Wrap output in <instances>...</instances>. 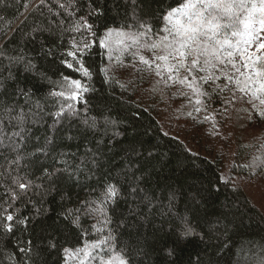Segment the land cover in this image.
Listing matches in <instances>:
<instances>
[{"label":"trees","instance_id":"16d2710c","mask_svg":"<svg viewBox=\"0 0 264 264\" xmlns=\"http://www.w3.org/2000/svg\"><path fill=\"white\" fill-rule=\"evenodd\" d=\"M25 2L6 0L5 5H0V17L4 18L0 20V35L23 20L20 13ZM37 2L31 0L29 9ZM177 2L142 0L143 19L152 28L146 39H158L163 27L162 12ZM80 4L86 11L88 0H80ZM93 6L104 12L98 19L93 16L90 20L98 26V31L102 32L104 25L113 27L133 22L132 5L126 0H94ZM27 29L25 25L24 30ZM75 35L79 40V34ZM16 36L38 69L27 73L20 67L14 68L16 80L32 91L33 102L39 100L45 112L55 110L52 104L57 98L49 93L60 90L61 74L82 79L89 87L83 94L87 103L78 105V116L70 123L65 121L63 132L54 137L53 155L59 152L83 155L87 147H95L102 138L106 157L103 167L94 175L60 179L57 191L45 198L41 215H35L31 203L19 202L20 214L30 216L31 221L26 230L14 224L11 234L0 228V264H33V261L65 264L63 248L79 245L82 231H89L88 238L94 239L90 232L94 221L85 217L81 220L82 227L76 228L63 220L60 213L90 198L93 189L98 193L109 177L115 183L126 157L138 162L136 175L142 176L138 189L143 192L132 193L133 185L119 177L121 192L112 206L115 214L111 227L119 243L130 250L131 264H264V167L250 166L254 158L264 160V119L245 105L247 97L234 105L212 101L210 109H215L214 114L221 121L217 126L205 120L204 113H195L186 98L177 94L180 85L166 86L159 77L152 78L147 67L131 53H114L110 60L105 49H91L83 58L91 72L89 80L60 62L67 58L63 56L69 48L67 33L54 32L48 38L51 56L39 51L38 45H24L19 32ZM117 55L119 59L115 58ZM12 90L9 86L0 100L10 96ZM237 96L241 94L237 92ZM190 111L192 116L188 115ZM93 116L107 117L115 124L103 136L93 134L83 124L84 119ZM51 123L52 118L45 116L43 122L32 127L27 151L39 146L37 137L42 144L45 135H51L48 129ZM219 127L224 128L221 132L226 135L224 139L219 137ZM67 135L74 138L68 140ZM225 142L232 147V161L226 162L230 152ZM133 148L142 155L135 156L131 152ZM149 151L152 156H148ZM3 163L0 159V164ZM39 163L50 166L52 159L40 157ZM145 194L150 196L151 204L141 203L136 215H130V207L135 208ZM173 194L175 199L170 206L169 198ZM181 217L190 220L199 235L181 243L175 255L169 256L166 246H172L175 233L171 230L182 222ZM122 219L126 223L120 227ZM28 240L32 241L33 252H20V248L28 247Z\"/></svg>","mask_w":264,"mask_h":264},{"label":"snow or ice","instance_id":"6c2138e0","mask_svg":"<svg viewBox=\"0 0 264 264\" xmlns=\"http://www.w3.org/2000/svg\"><path fill=\"white\" fill-rule=\"evenodd\" d=\"M30 2L26 0L24 11L20 13L23 20L0 35V95L7 94L9 86L13 89L10 96L0 100V159L4 161L0 164V188L3 189L0 194V228L4 232L13 233L14 224L27 229L31 217L20 214L19 202L31 203L35 215H41L45 198L57 191L60 179L88 173L94 175L103 167L106 157L101 147L102 138L95 147H87L83 155L67 152L53 155L54 137L63 132L65 121L70 123L78 116V105L87 103L83 94L89 91V87L82 79L61 74L60 90L49 93L50 97L57 98L52 104L55 110L45 112L39 100L33 102L32 91L16 80L13 71L16 67L27 73L38 71L17 39V32L24 45H38V50L47 56L53 55L51 47L47 46L48 38L54 32L67 33L69 48L63 56L71 59L62 58L60 62L89 80L91 72L83 58L91 49H105L110 60L114 53H131L166 86L180 85L177 94L185 97L197 114L207 112L212 101L234 105L247 97L245 102L251 105L255 115L264 119V107H261L264 106V0H178L175 6L162 12L163 27L158 39L150 42L146 38L152 28L143 19L142 0H126L132 5V23L113 27L104 25L102 32L98 31L94 21L90 22L93 16L98 19L104 15L102 8L93 6L94 0H88L86 11L80 0H38L29 9ZM5 3L6 0H0V5ZM82 11L84 14H80ZM30 20L33 22L29 24ZM25 25H28L27 30H24ZM75 34H79V40ZM11 45L16 47L10 48ZM143 50L152 53L151 59L141 54ZM115 58L119 59V56ZM237 92L241 96H237ZM193 111L188 115L192 116ZM45 116L52 118L48 125L51 135H45L42 144L37 137L39 146L29 152L26 149L32 139V127L43 122ZM204 119L214 117L209 113ZM83 124L93 134L103 136L115 122L107 117L93 116L84 119ZM73 138L67 135L68 140ZM131 152L137 157L142 155L135 148ZM148 156H152L151 151ZM40 157H51L52 164L39 163ZM250 166L264 167V160L254 158ZM136 171L138 162L126 157L115 183L109 177L98 193L93 189L90 198L80 201L74 209L62 210L61 218L76 228L82 227L81 220L85 217L93 220L90 232L95 237L89 239V231H82L79 245L63 248L65 264L69 259L75 264H131L130 250L119 243L115 229L111 227L115 214L112 206L120 197L121 176L133 185L132 193L143 192L138 189L142 176H137ZM174 199L173 194L169 198L170 206ZM145 202L151 204L147 194L136 202L135 208L130 207L129 214L135 216L140 204ZM181 221L171 230L175 239L171 247L166 246L169 256L175 255L181 243L199 235L190 220L181 217ZM125 223L122 219L118 226ZM26 243L28 247L19 251L31 254L32 241ZM39 255L37 249L36 257Z\"/></svg>","mask_w":264,"mask_h":264},{"label":"rangeland","instance_id":"374dc122","mask_svg":"<svg viewBox=\"0 0 264 264\" xmlns=\"http://www.w3.org/2000/svg\"><path fill=\"white\" fill-rule=\"evenodd\" d=\"M149 42H150V41H149ZM141 54L145 55V57L148 58V59H151V57H152V53L149 52V51H147V50H143ZM146 67H147V66H146ZM148 71H149V70H148ZM149 72H150V71H149ZM150 73H152V78L155 79V73H154V72H150ZM150 82H152V81H150ZM186 90H187V89H186ZM245 105L251 108V106H250L248 103H246V102H245ZM202 113H204V116L209 115V113H211V115L214 117V119H208V120H211V121H210L211 124L216 123V125L218 126V122H221V121H220V118H219L220 116L214 114L215 112H214L212 109H210V107H209V109H208L207 112L202 111ZM163 122L165 123L166 120H163ZM165 124H166V123H165ZM259 125H261V124H259ZM224 127H225V131H227V130H228V125L226 124ZM166 128H167V127H166ZM223 130H224L223 127H219L218 134H219V137L222 138V139H224L225 136H226V135H224V134H221V132H222ZM187 143L189 144V142H187ZM225 144L227 145L226 147L229 149V152H230V153H228V154L226 155V156H227V157H226V162H227V161H232V159H233L232 147H231L230 144H228V143H226V142H225ZM225 149H226V148H225ZM226 150H227V149H226ZM226 169H227V167H226ZM228 169H229V164H228ZM68 264H75V262L72 261L71 259H69Z\"/></svg>","mask_w":264,"mask_h":264}]
</instances>
